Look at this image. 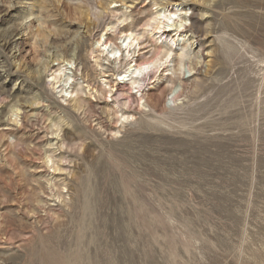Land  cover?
<instances>
[{
    "label": "rangeland",
    "instance_id": "obj_1",
    "mask_svg": "<svg viewBox=\"0 0 264 264\" xmlns=\"http://www.w3.org/2000/svg\"><path fill=\"white\" fill-rule=\"evenodd\" d=\"M80 1L0 0V264H264V0H94L134 20L152 1L192 8L202 50L166 119L114 137L48 81L67 53L95 79L84 51L101 24ZM54 123L71 173L49 169L63 197L49 220L30 210Z\"/></svg>",
    "mask_w": 264,
    "mask_h": 264
},
{
    "label": "bare ground",
    "instance_id": "obj_2",
    "mask_svg": "<svg viewBox=\"0 0 264 264\" xmlns=\"http://www.w3.org/2000/svg\"><path fill=\"white\" fill-rule=\"evenodd\" d=\"M80 2L87 7L86 19L92 18L95 24H101L94 41L84 51L89 66L95 72V79H85L88 73L87 70L83 73L81 58L78 54L67 53L66 58L47 68L50 71L48 81L58 98L77 113L85 111V108L97 112L96 122L89 121L91 112L87 110L82 115L83 121L89 122L97 132L111 137L120 134L125 123H138L143 117L158 122L166 119L167 113L177 107L183 90L199 77L202 50L199 44L195 46L191 41L199 35L192 20L194 9L190 8L191 13L188 14L184 7H169L152 1L147 16L134 20L131 19L134 10H121L128 6L110 9L101 1ZM129 19L130 22L127 21ZM17 111H11L13 119L9 117V121L21 120ZM60 128L59 123H54L48 132L50 139L40 136L46 139L47 148L40 152V161L34 166L39 172L38 177L42 178V186L37 204L30 211L36 217H39L36 215L38 211L45 212L49 220L54 219V205L50 201H63L55 183L47 177L49 169L63 171L65 175L71 173L68 153L65 152L68 147ZM49 147L65 150L58 154L56 160L54 150H49ZM75 148L81 152L83 146L77 144Z\"/></svg>",
    "mask_w": 264,
    "mask_h": 264
}]
</instances>
